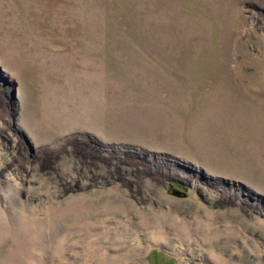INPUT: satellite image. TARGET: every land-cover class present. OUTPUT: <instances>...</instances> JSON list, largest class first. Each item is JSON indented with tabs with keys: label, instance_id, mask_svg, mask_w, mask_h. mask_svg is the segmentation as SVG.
Here are the masks:
<instances>
[{
	"label": "rangeland",
	"instance_id": "rangeland-1",
	"mask_svg": "<svg viewBox=\"0 0 264 264\" xmlns=\"http://www.w3.org/2000/svg\"><path fill=\"white\" fill-rule=\"evenodd\" d=\"M0 264H264V0H0Z\"/></svg>",
	"mask_w": 264,
	"mask_h": 264
},
{
	"label": "flooded vegetation",
	"instance_id": "flooded-vegetation-1",
	"mask_svg": "<svg viewBox=\"0 0 264 264\" xmlns=\"http://www.w3.org/2000/svg\"><path fill=\"white\" fill-rule=\"evenodd\" d=\"M182 194H184V193H182Z\"/></svg>",
	"mask_w": 264,
	"mask_h": 264
},
{
	"label": "water",
	"instance_id": "water-1",
	"mask_svg": "<svg viewBox=\"0 0 264 264\" xmlns=\"http://www.w3.org/2000/svg\"><path fill=\"white\" fill-rule=\"evenodd\" d=\"M185 190V189H184Z\"/></svg>",
	"mask_w": 264,
	"mask_h": 264
}]
</instances>
